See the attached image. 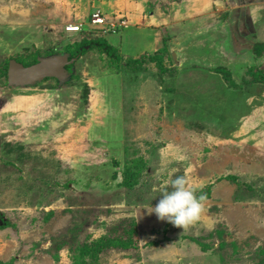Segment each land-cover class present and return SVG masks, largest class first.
<instances>
[{
  "label": "rangeland",
  "instance_id": "1",
  "mask_svg": "<svg viewBox=\"0 0 264 264\" xmlns=\"http://www.w3.org/2000/svg\"><path fill=\"white\" fill-rule=\"evenodd\" d=\"M55 56L62 83L0 75L1 262L122 233L89 264H264V0H0V68ZM179 175L206 197L184 229L148 213Z\"/></svg>",
  "mask_w": 264,
  "mask_h": 264
},
{
  "label": "trees",
  "instance_id": "2",
  "mask_svg": "<svg viewBox=\"0 0 264 264\" xmlns=\"http://www.w3.org/2000/svg\"><path fill=\"white\" fill-rule=\"evenodd\" d=\"M95 42V41H94ZM94 42H80L76 46H73V50L78 54L80 51H84L85 46H97L99 49L102 50L104 54L109 57V62L114 60L113 58V48L106 44V41L100 40L96 41L97 44ZM84 44V45H83ZM146 56V55H143ZM17 62H22L23 65L29 66L35 63V60L31 59L29 61H24L23 59L16 58ZM117 60V59H115ZM4 66L0 68V75L2 78H6L7 72V61L3 64ZM111 67L116 66L118 69H121L120 66L117 64H110ZM67 70L71 68V66L65 67ZM143 162H139V159L132 161L131 165L125 167L122 172V185L128 189H132L134 186L137 185L140 177V171L143 167ZM6 226H10L9 223L4 222L0 225V230L4 229ZM133 246L131 237L129 235H120L112 234V235H103L97 239H87L81 243H77L71 250H70V259L71 264H89L92 261H95L98 256L103 253L104 251L111 249V248H131ZM0 264H6L0 261Z\"/></svg>",
  "mask_w": 264,
  "mask_h": 264
},
{
  "label": "clouds",
  "instance_id": "3",
  "mask_svg": "<svg viewBox=\"0 0 264 264\" xmlns=\"http://www.w3.org/2000/svg\"><path fill=\"white\" fill-rule=\"evenodd\" d=\"M160 199L151 211L158 220L166 221L174 227L184 229L199 220L203 212L204 195H196L182 175L170 181V189L160 192Z\"/></svg>",
  "mask_w": 264,
  "mask_h": 264
},
{
  "label": "water",
  "instance_id": "4",
  "mask_svg": "<svg viewBox=\"0 0 264 264\" xmlns=\"http://www.w3.org/2000/svg\"><path fill=\"white\" fill-rule=\"evenodd\" d=\"M74 58L55 56L49 59H39L36 63L23 66L15 60H10L7 66L6 81L9 86H29L46 78L65 81V67L74 62Z\"/></svg>",
  "mask_w": 264,
  "mask_h": 264
},
{
  "label": "built area",
  "instance_id": "5",
  "mask_svg": "<svg viewBox=\"0 0 264 264\" xmlns=\"http://www.w3.org/2000/svg\"><path fill=\"white\" fill-rule=\"evenodd\" d=\"M91 17H92V19H91L92 26H101V25L104 24L103 19L98 14H92ZM78 27L77 26H75V27H68L65 30L68 31V32H76V31L79 30ZM112 28H113V30H112L113 33H115V29H114L115 27L113 26Z\"/></svg>",
  "mask_w": 264,
  "mask_h": 264
}]
</instances>
